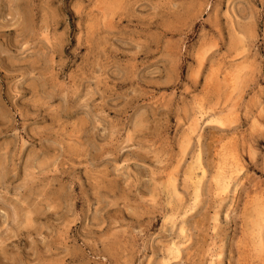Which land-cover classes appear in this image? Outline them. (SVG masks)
<instances>
[{"label": "rangeland", "instance_id": "rangeland-1", "mask_svg": "<svg viewBox=\"0 0 264 264\" xmlns=\"http://www.w3.org/2000/svg\"><path fill=\"white\" fill-rule=\"evenodd\" d=\"M263 213L264 0H0V264H264Z\"/></svg>", "mask_w": 264, "mask_h": 264}, {"label": "bare ground", "instance_id": "bare-ground-1", "mask_svg": "<svg viewBox=\"0 0 264 264\" xmlns=\"http://www.w3.org/2000/svg\"><path fill=\"white\" fill-rule=\"evenodd\" d=\"M191 179H193V178H191ZM197 180V179H196ZM192 181V180H191ZM197 189V188H196ZM262 213V212H261ZM264 214V213H263ZM260 218V217H259ZM260 220H263V218L262 219H260ZM260 222V221H259ZM261 223V222H260ZM259 224V223H258ZM257 225V224H256ZM258 227V226H257ZM256 230H258V228L256 229ZM258 232V231H257ZM257 236H259V234L257 235Z\"/></svg>", "mask_w": 264, "mask_h": 264}]
</instances>
